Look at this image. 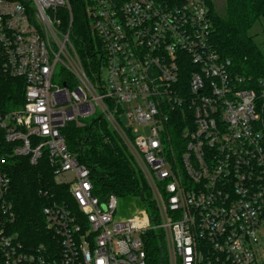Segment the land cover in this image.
Here are the masks:
<instances>
[{
    "label": "built area",
    "instance_id": "1",
    "mask_svg": "<svg viewBox=\"0 0 264 264\" xmlns=\"http://www.w3.org/2000/svg\"><path fill=\"white\" fill-rule=\"evenodd\" d=\"M75 1L99 45L97 69L85 70L70 40L71 0H0L1 70L25 85L22 103L0 105V264H150L155 229L167 264H257L264 78L233 73L211 42L206 0ZM97 109L140 167L156 222L145 208L115 217L118 196L95 195L68 149L61 130ZM44 156L69 200L50 196L49 237L28 245L13 228L11 172Z\"/></svg>",
    "mask_w": 264,
    "mask_h": 264
},
{
    "label": "trees",
    "instance_id": "2",
    "mask_svg": "<svg viewBox=\"0 0 264 264\" xmlns=\"http://www.w3.org/2000/svg\"><path fill=\"white\" fill-rule=\"evenodd\" d=\"M20 1L30 4V0ZM206 3L212 25L211 42L223 58L230 60L233 73L254 83L264 78V57L247 33L256 20L261 18L264 22V0H224L223 12L217 10L212 0H206ZM71 13L70 40L85 70L97 69L99 45L91 33L83 3L71 0ZM63 18L67 24L69 13L66 12ZM2 60L0 48V105L16 107L24 101V81L6 75L1 70ZM61 133L77 161L89 169L95 195L101 199L108 194L136 196L146 207L151 220L156 222V209L140 167L128 145L103 117L98 115L83 126L69 122ZM10 192L16 214L13 228L19 239L34 245L45 236L49 237L42 208L52 194L69 200V193L67 185L55 182L46 157L36 164L26 160L16 164L11 172ZM147 236L150 264H167L163 235L152 230Z\"/></svg>",
    "mask_w": 264,
    "mask_h": 264
},
{
    "label": "rangeland",
    "instance_id": "3",
    "mask_svg": "<svg viewBox=\"0 0 264 264\" xmlns=\"http://www.w3.org/2000/svg\"><path fill=\"white\" fill-rule=\"evenodd\" d=\"M213 3L216 5V8L219 12L224 11V0H212ZM253 39L254 43L257 45L258 49L262 53L264 57V22L260 18L256 20L252 26L249 28L247 32ZM60 75L57 76L54 80L56 82H59ZM99 115V110L97 109V112L88 116V117H81L80 119L84 123H88L91 121L94 117ZM134 158V157H133ZM118 203L117 208L115 212V217L125 219L136 212L138 210L143 209L144 207L142 201L140 198L136 196H124V197H118ZM148 212V211H147ZM149 214V213H148ZM153 223V221H151ZM155 232H159L157 229H155ZM257 264H264V248L263 249H257Z\"/></svg>",
    "mask_w": 264,
    "mask_h": 264
}]
</instances>
